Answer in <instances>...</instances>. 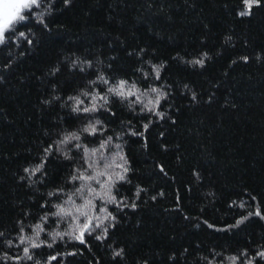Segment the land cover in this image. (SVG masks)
<instances>
[{
	"label": "trees",
	"instance_id": "16d2710c",
	"mask_svg": "<svg viewBox=\"0 0 264 264\" xmlns=\"http://www.w3.org/2000/svg\"><path fill=\"white\" fill-rule=\"evenodd\" d=\"M239 3L71 0L67 8L60 4L50 18L51 33L34 30L36 47L27 55L20 57L21 49L16 47L10 50L11 57L0 50V68L6 59L12 61L0 82V232L12 241V247L0 238V257L8 252L21 257L20 264H32L23 259L18 223L24 221L26 235L42 223L46 210L40 205L49 191L65 184L74 161L56 154L49 157L47 176L41 178L43 182L32 177V188L20 180L23 169L33 166L45 144L62 129L85 123L60 102L45 105L42 101L53 94L67 100L88 89L97 69L137 80L139 86L142 81L135 69L148 72L150 64L160 62L165 67L162 79L155 83L170 93L161 102L163 119L141 116L115 99L110 105L114 116L96 113L107 134L122 137L119 142L131 165V182L120 186V194L134 201L137 209L120 211L109 205L117 224L103 242L87 235L84 245L57 240L52 248L32 250L38 253L35 258L42 264H137L142 260L173 264L169 257L175 256V264H206L214 249L222 251L228 264L227 256L264 244V220L259 217L248 218L239 228L217 231L257 206L264 212V8H254L251 17L240 18L235 15ZM228 36L231 42L225 43ZM141 48L147 50L143 62L136 56ZM204 52L210 57L205 67L185 63ZM245 55L250 58L247 64L242 60ZM77 59L92 61L93 68L81 73L72 65ZM53 67L60 68L55 76L49 75ZM193 93L196 101L191 100ZM145 123H149L147 131ZM133 131L143 135L133 136ZM71 189L69 184L66 190ZM138 189H142L139 196ZM54 219L49 216L42 224L47 233L67 229ZM41 239L48 237L41 233ZM120 248L125 249L126 259L115 261L113 252Z\"/></svg>",
	"mask_w": 264,
	"mask_h": 264
},
{
	"label": "snow or ice",
	"instance_id": "6c2138e0",
	"mask_svg": "<svg viewBox=\"0 0 264 264\" xmlns=\"http://www.w3.org/2000/svg\"><path fill=\"white\" fill-rule=\"evenodd\" d=\"M60 4L67 8L71 5V0H0V50L8 51L9 57H11L10 50L16 47L21 49L18 53L20 57L27 55L31 48L36 47V41L33 38L34 30L44 34L52 32L49 20L55 15ZM254 8H264V0H240L235 15L240 18L251 17ZM37 25L39 26L38 29ZM231 39V36L226 37L225 43H230ZM146 52V49L141 48L136 56L143 62L142 54H146ZM128 54L133 55L131 52ZM178 58L179 56L173 57L174 60ZM209 58L207 52H204L200 58L191 59L185 63L203 68L205 61ZM255 58L257 61L262 59L260 55ZM249 59L247 55L242 57L245 64L249 62ZM81 63L86 64L87 67H81ZM233 63L236 61L234 60ZM72 65L81 73H86L88 69L93 68V63L90 60L83 62L78 59L73 60ZM149 67L150 71L148 72H145L142 67L135 69L136 72L140 73V81H142L139 86L137 80L113 76L110 72L97 69L93 73L95 79L88 81V89L80 90L77 95H69L67 100H62L60 96L53 94L51 99L42 101L45 105L60 102L61 107L70 108L71 112L76 114L77 119H81L85 123L76 129H62L55 140L45 144L41 150V155L36 159L33 166L23 169L25 175L21 176L20 180L26 181L27 186L32 188L34 184L32 177H37L38 182H43L41 178L47 176L46 165L49 157L56 154L64 159L74 161L71 164V171L65 184L58 185L49 191L47 200L40 205L46 211L40 217L42 223L36 224L32 228L31 235L25 234L24 221H19L17 239L19 245L23 246V259L31 261L32 264H42L35 258L38 253L32 250L42 247L52 248L57 240L66 243L77 241L84 245L87 243L85 239L87 235L103 242L108 238L110 230L115 229L117 224V216L108 210L109 205L120 211L125 208L132 211L137 209V204L134 201L129 202L120 194V186L131 182L128 178L131 165L123 151L122 143L119 142L122 137L114 132L107 134L108 130L104 127V122L96 116V113L106 112L114 116L115 112L110 105L115 99L121 103H126L131 111L141 116L146 113L149 116L163 119L164 111L161 102L167 101L170 93L166 87L157 85L155 82L162 79L161 70L165 65L160 62L158 65L150 64ZM11 68V59H6L3 68H0V82L4 80L2 73L10 71ZM107 68L111 69L112 65H107ZM58 72H60V68L53 67L49 70V75L55 76ZM185 87L187 86L185 85ZM53 93H55V89ZM191 100H197L194 93ZM208 103H211V99ZM151 122L149 120V123ZM149 123L143 125L145 131H147ZM171 123L175 124L176 121L173 119ZM130 134L133 136L143 135V133L135 131ZM86 136L98 137L99 139L98 141L96 139L88 141ZM114 141L116 142L114 143ZM144 147H147L146 142ZM160 171H165L162 166ZM69 184L72 186L70 193L66 190ZM140 191L142 189L137 190V196H139ZM152 199H155V196ZM251 199L255 200L256 197L252 196ZM53 208L56 209L55 212H52ZM49 216L55 218L54 223L67 225V229L61 232L47 233L42 224L46 223ZM252 216L264 220V212L257 206L254 212H249L246 217L237 220L235 224H230L227 229H217V231L239 228ZM41 233H45L48 239H41ZM0 238H4L6 247H12V241L7 240L3 232H0ZM184 252L187 253L188 249H184ZM70 254L75 255V253ZM51 259L56 260L57 258L52 256ZM125 259L124 248L113 252V260L124 261ZM169 259L175 264V256H170ZM205 259L206 264H214V261L215 264H225L222 251L218 252L213 249L210 251V258ZM226 259L228 264H264V244L255 249H240L237 254L229 255ZM0 260L3 261V264H8L9 260L13 261V264H20L21 257L12 256L5 252ZM137 264H149V262L142 260L138 261Z\"/></svg>",
	"mask_w": 264,
	"mask_h": 264
}]
</instances>
